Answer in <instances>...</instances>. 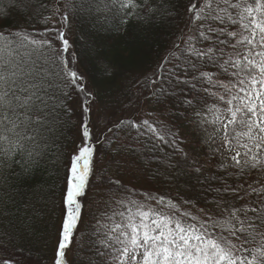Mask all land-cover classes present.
<instances>
[{
	"label": "snow or ice",
	"instance_id": "snow-or-ice-1",
	"mask_svg": "<svg viewBox=\"0 0 264 264\" xmlns=\"http://www.w3.org/2000/svg\"><path fill=\"white\" fill-rule=\"evenodd\" d=\"M19 3L30 6V0ZM93 6L120 34L129 25L145 31L170 30L183 7L187 20L180 43L171 41L169 55L157 70L166 69L170 82L174 78L181 91L190 87L192 98L182 103L192 116L185 118L207 133L202 143L213 157H220L217 171L201 181L214 195L199 209V216L181 210L184 205L195 206L189 200L169 201L163 205L169 210L165 214L129 199L127 214L107 217L113 222L111 235L105 233L107 241H102L108 249L103 256L110 257V264H264V0H64L51 15L41 17L45 30L39 38L21 29L0 31V192L8 187L21 195L19 184L26 181L20 177L40 166L57 133L75 129L73 148L62 161V224L54 251V264H67L66 249L81 218L78 198L85 196L94 175L91 119L97 100L95 89L78 69L80 55L71 52L68 31L75 18L91 15ZM53 17H58L59 27ZM238 46L244 48V55L225 58V47L235 51ZM93 52L97 71L110 77L111 62L103 52ZM65 53H70L67 62ZM181 58L184 71L177 75ZM148 82L155 84V80ZM202 101L203 111L196 107ZM121 125L141 127L126 121L116 126ZM142 125L160 141L171 134L167 125L157 126L147 119ZM210 127L214 131L208 133ZM176 153L198 177L204 174V164H210L207 157L200 161L179 148ZM178 165L179 161L173 167ZM254 172L260 175L249 181ZM9 178L12 184H7ZM152 199L158 205L163 201ZM9 200L15 203L14 196ZM6 203L0 195V219ZM0 264L22 261L10 258Z\"/></svg>",
	"mask_w": 264,
	"mask_h": 264
},
{
	"label": "trees",
	"instance_id": "trees-1",
	"mask_svg": "<svg viewBox=\"0 0 264 264\" xmlns=\"http://www.w3.org/2000/svg\"><path fill=\"white\" fill-rule=\"evenodd\" d=\"M63 3L64 0H30V6L25 7L23 3H19V0H0V31L7 33L21 29L39 38L38 34L45 30V25L40 22L41 17L51 15L52 10L55 7H60ZM88 6L85 3V8ZM168 11L175 16V12L171 8ZM92 12L90 19L97 17L98 21L90 23L86 18L88 14H82L72 21L68 38L71 43V52L80 55L79 71L84 73L88 83L97 93L93 115L100 116L116 112L119 115V121L135 122L141 127L138 130L136 128H134L135 130L129 129L127 125L116 127L117 131L125 135L127 144L122 147L119 140L111 141L99 151L100 158L97 161L99 168L96 173V162H94V175L90 177L86 194L80 200L82 204L84 198H91L84 225L79 228L78 223L70 246L66 249V254L69 251L71 264H101V261L103 264H110V257L103 256L108 249L102 243V241H107L105 233L111 235L108 230L113 221L108 220L107 217L119 212L127 214L125 209L129 199L139 201L138 197L122 198L125 193H129L128 197L140 194L143 197L139 202L144 203L149 192H146V189L141 186L146 185L145 181L150 183L149 180H153V193L156 195L165 194L175 203L180 204H183L184 200H189L190 204L195 206L184 205L183 208L195 211L197 208H204L206 201L212 200L214 194L207 191V184L201 183V181L210 172L217 171L215 167L204 168L203 176L198 177L197 174L190 172L189 180L179 178L177 173L180 167L178 166L183 160L179 155H175L178 147L169 146L166 149L167 145L157 141L155 144L151 143L153 135L147 131L146 126L141 124L142 115L151 112L154 119L150 123L154 125H156V115V117H162V122L165 125L167 123L176 124L184 120L185 125H191L187 128L188 133H193L195 136L199 132V128L193 125L190 119L185 118L192 116V110L185 112L186 105L182 103V100L192 98L193 93L190 91V87L183 86V91H181L174 78L170 82L166 69L157 70V65L165 63L164 58L169 55L171 41L180 43L187 20L183 7H181L180 15L173 21L170 30L155 28L145 31L142 28L129 25V30L123 34L116 32L113 26L103 19V15L95 11V6H93ZM55 20L56 17H53V24L56 26ZM105 27L112 30L105 31ZM93 49L96 52H103L113 65L114 71L110 77L102 76L97 71ZM88 51L90 54L87 55ZM237 53L244 55V48L238 46L233 51L231 48L225 47V58L228 56L236 58ZM67 54L70 58V53H66L65 58ZM177 54L179 55V53ZM180 63L181 69L177 75L184 71L183 58ZM168 67L171 65H166V68ZM204 70L209 69L205 68ZM145 77L148 78V81L155 80V84L146 81ZM177 87L179 90H176V95H170L171 90ZM162 90L165 95H161ZM212 103L211 98L207 99L209 106ZM196 107L198 110H205L203 101ZM209 119H211L210 116ZM72 123L74 120L70 121V124ZM74 131V129L65 128L62 134L57 133L53 137L50 150L46 153V158L40 161V166L34 168L31 175L20 177L21 180L26 181L19 184L18 191L21 195H15L13 190L8 187L0 192L7 202L2 219H0V244H2L0 246H9L2 247L3 253L0 258L3 255L9 256L8 254L14 247H20L21 251L30 255V259L42 258L50 251L53 239V233H49L50 220H55L53 212L55 202L58 209L57 215H59L60 209L62 210L61 200L60 204L58 202L62 187L60 183H63L64 176L62 161L72 147ZM141 132L143 135H140ZM201 134L203 138L206 135L203 130H201ZM107 136L109 133L105 137ZM157 144L160 145L162 152H167L168 167L165 168V171L158 168L160 164L157 160L150 157L144 158L148 152L144 154L143 151L155 150ZM152 153L160 154L161 152ZM178 161L179 165L173 167ZM128 163L140 165L141 173L137 174L134 168H130L129 171L125 165ZM122 169L129 171L127 176L122 173ZM159 170L163 174H160ZM17 175H19V170H17ZM258 175L260 173L254 172L252 176L248 177L249 181L256 179ZM94 181V188L88 195ZM114 181L119 183L113 184ZM102 182L107 183L108 186L102 187ZM12 183V179L9 178L7 184ZM120 185L124 186L123 189L120 188ZM185 188H187L186 194L182 191ZM9 196L15 197V203L9 200ZM113 219L119 221L120 218L114 216Z\"/></svg>",
	"mask_w": 264,
	"mask_h": 264
},
{
	"label": "rangeland",
	"instance_id": "rangeland-1",
	"mask_svg": "<svg viewBox=\"0 0 264 264\" xmlns=\"http://www.w3.org/2000/svg\"><path fill=\"white\" fill-rule=\"evenodd\" d=\"M93 13V12H92ZM92 15V14H91ZM91 15H87L86 18L89 19L90 23H93L95 21H98V18L95 17L94 19H90L91 18ZM56 26L59 27V24H58V17H56ZM90 54V51L87 52V55ZM69 54H67V57H66V62L67 60H69ZM176 90H179V88H175L173 90H171L170 93L172 92H175L177 93ZM74 108L76 107V105L74 104L73 105ZM95 111V108L93 106V112H92V119H91V132H92V142L96 148V158H95V162H96V173H97V169L99 168L98 166V163L97 161L99 160L100 158V155L98 153H100L99 151L101 150V148L104 147L105 144H108V142H111V141H117L119 140L120 141V144L121 146L123 147L125 144H127V139L125 137V135L123 133H120L119 131H117L115 128L117 127L116 125L120 122L119 121V115L115 112L113 114H102L100 116H94L93 113ZM77 115H78V112H77ZM149 120V122L154 119V116L151 114V112H148L147 114H144L142 115V121L143 120ZM123 121V120H121ZM163 119L162 117L160 116H157L155 115V123L157 126H162V125H165V123L162 122ZM75 123V121H74ZM185 121L184 120H181L180 122L176 123V124H172V123H167V127L171 130V134L167 136V138L163 141H160V140H157L154 136H152L151 138V143H154L155 144V141L161 143V144H164V145H167L166 146V149L169 148V146L173 147V148H179V149H182L183 151L185 152H189L191 154H193L198 160L200 161H204L205 160V157H207L208 161H210V164L209 163H205L204 164V168L207 169V168H210V167H215L216 168V162L217 160L220 158L218 155L216 157H213L212 155V152H211V149H209V147L205 144L202 143V140L205 138H203V135L201 134V128H199V132L197 133V135L193 136V133H188V129L191 125H185L184 124ZM142 124V123H141ZM129 128V127H128ZM108 129V130H107ZM109 129H111V131H109ZM131 129V128H129ZM75 130V129H74ZM133 130H135L133 128ZM136 130H138L136 128ZM214 131V128H209L208 129V133H211ZM194 132V131H193ZM109 133V136L105 137L107 134ZM177 134V135H176ZM74 140H76V132L74 131ZM73 140V141H74ZM102 140L103 143H102ZM219 143V141H218ZM213 148L216 147V145H212ZM73 148V144H72V147L70 148L69 152L72 150ZM159 148V149H158ZM109 150L111 151V149L109 148ZM109 151V152H110ZM67 152V154L69 153ZM146 152L147 155L144 157V158H153L155 160L158 161V164H160V167H158L159 169H162L165 171V168L168 167L167 165V161H168V157H167V152H162L161 150V147L159 144L156 145V148L155 150H152V149H149V150H144L143 153L145 154ZM152 152H161L160 154H153ZM67 154H66V157H67ZM177 153H175L176 155ZM225 155H228V153H225ZM173 161H174V164L176 163L175 159H174V156H173ZM145 163V162H144ZM146 164V163H145ZM128 168V170L130 171V168H134L137 172V174L141 173V166L138 165V164H125ZM178 167H180V170L179 172L177 173V176L179 178H182L183 180L184 179H188L190 178V172L191 171V165L189 162H185L183 161ZM128 170L126 169H122V173L124 175H128ZM160 174H163V172L161 170L158 171ZM62 179V177L60 178V180ZM125 180H128V179H125ZM150 183L146 182V185H143L141 186V188H144L146 189V192H149L146 196V199L144 201V204L146 205H151L154 209H156L157 211H163L165 214L168 213V208L164 207L163 205H166L165 203H161V204H157L156 203V200L152 199V198H163V199H169V197L165 194H159V195H156L154 192V186H153V180H149ZM62 183H60L61 185ZM102 184V187H104L105 185L108 186V184H104V182L101 183ZM94 185H95V181L92 182V187L90 188V190L88 191V195L91 193L92 189L94 188ZM185 194H186V191H187V188L183 189L182 190ZM208 191V190H207ZM128 192L125 193L123 195L122 198H131V197H138L139 201H142V197L140 194L138 195H129L128 197ZM116 197H119V196H116ZM60 200H61V190H60V194L58 196V202L60 204ZM90 201H91V198L89 197L88 199L84 198L83 201H82V208H83V211H82V217L80 219V222H79V228L81 226L84 225V221L86 219V214L88 213V209H89V204H90ZM138 201V202H139ZM173 202V201H172ZM52 207V206H51ZM199 209L200 208H197L195 211L194 210H189L192 214L194 215H197L199 216L200 213H199ZM57 205H56V202L54 204V209H53V212H54V217H55V220H50V227H49V233L52 234V244L50 246V251L48 252L47 255H44V257L42 258H37V259H30V255L27 254V253H24L23 251H21V248H16L14 247L11 252L8 254L9 256H6V255H3V257L0 258V260H3V259H18V260H21L22 261V264H54V248H55V244H56V239H57V234H58V228H60L61 226V219H62V210L60 209L59 211V215L58 212H57ZM181 210H184V208L182 207ZM51 211V209H50ZM94 217V216H93ZM78 228V230H79ZM77 234V232H76ZM2 245V244H0ZM6 247H9L7 245H4ZM2 246V247H4ZM0 246V255H2L3 253V248ZM68 251V250H67ZM99 254V253H98ZM83 257V256H82ZM84 258V257H83ZM66 260H67V264H71L70 263V254H69V251H68V254H66Z\"/></svg>",
	"mask_w": 264,
	"mask_h": 264
}]
</instances>
